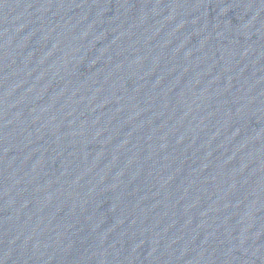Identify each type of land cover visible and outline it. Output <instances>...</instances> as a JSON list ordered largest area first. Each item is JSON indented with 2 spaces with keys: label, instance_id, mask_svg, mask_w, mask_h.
Returning <instances> with one entry per match:
<instances>
[{
  "label": "water",
  "instance_id": "95a60500",
  "mask_svg": "<svg viewBox=\"0 0 264 264\" xmlns=\"http://www.w3.org/2000/svg\"><path fill=\"white\" fill-rule=\"evenodd\" d=\"M0 264H264V0H0Z\"/></svg>",
  "mask_w": 264,
  "mask_h": 264
}]
</instances>
